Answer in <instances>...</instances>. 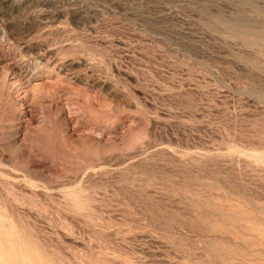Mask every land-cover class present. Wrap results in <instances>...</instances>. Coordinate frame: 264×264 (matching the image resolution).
<instances>
[{
	"label": "rangeland",
	"instance_id": "rangeland-1",
	"mask_svg": "<svg viewBox=\"0 0 264 264\" xmlns=\"http://www.w3.org/2000/svg\"><path fill=\"white\" fill-rule=\"evenodd\" d=\"M0 264H264V0H0Z\"/></svg>",
	"mask_w": 264,
	"mask_h": 264
}]
</instances>
